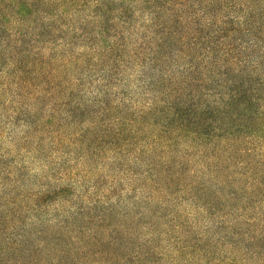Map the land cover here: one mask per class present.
<instances>
[{
    "label": "trees",
    "instance_id": "trees-1",
    "mask_svg": "<svg viewBox=\"0 0 264 264\" xmlns=\"http://www.w3.org/2000/svg\"><path fill=\"white\" fill-rule=\"evenodd\" d=\"M1 63L22 140L104 190L18 231L1 199L0 264H264V0H0Z\"/></svg>",
    "mask_w": 264,
    "mask_h": 264
},
{
    "label": "rangeland",
    "instance_id": "rangeland-1",
    "mask_svg": "<svg viewBox=\"0 0 264 264\" xmlns=\"http://www.w3.org/2000/svg\"><path fill=\"white\" fill-rule=\"evenodd\" d=\"M3 64H0V86L4 81L2 72ZM127 81L113 83L111 92L114 99L120 95L121 91L127 94L137 91L140 92L134 82L132 69L124 70ZM132 80L133 82H131ZM1 90V88H0ZM18 88L15 83L6 80L4 91L0 92V201L5 202V209L13 213L15 219L8 218L11 222L7 223L13 226L17 231L27 229L35 224L46 226L52 224L53 219L57 217H70L76 211L80 202H92L93 198L103 194L104 188L99 184L95 185V178L89 175L81 178L74 165L76 154L64 151L56 152L52 149L50 138L43 139L42 136L31 135L22 140L24 128L18 125L17 120L14 124L11 122V101L15 99ZM136 96V94H134ZM23 103L28 105L29 99H24ZM49 103L48 99L40 103V107L45 109ZM7 109V111H6ZM71 128L68 125L65 129ZM45 130L52 132L54 126L46 125ZM35 142H40L42 151L36 150ZM108 158L104 162H111ZM107 174V186L111 181L118 177V171L113 167H104ZM68 170V175L66 174ZM68 185L62 200L42 199L37 201L38 194H45L47 187ZM107 202L116 205L126 206L129 200L125 198V191L129 189L127 182L123 185L116 184L113 188ZM45 196H51L48 192ZM53 197V196H51ZM5 211L0 204V212ZM58 214V216H57ZM208 223L200 220V226ZM142 237L144 236L141 235Z\"/></svg>",
    "mask_w": 264,
    "mask_h": 264
}]
</instances>
